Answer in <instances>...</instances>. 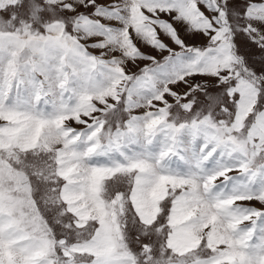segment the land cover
Instances as JSON below:
<instances>
[{"label":"snow or ice","instance_id":"obj_1","mask_svg":"<svg viewBox=\"0 0 264 264\" xmlns=\"http://www.w3.org/2000/svg\"><path fill=\"white\" fill-rule=\"evenodd\" d=\"M0 264H264V0H0Z\"/></svg>","mask_w":264,"mask_h":264}]
</instances>
